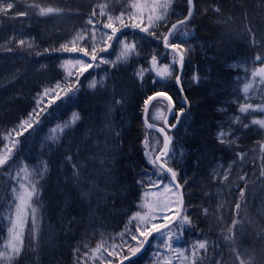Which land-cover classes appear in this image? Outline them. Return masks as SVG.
I'll return each instance as SVG.
<instances>
[{"label":"snow or ice","instance_id":"obj_1","mask_svg":"<svg viewBox=\"0 0 264 264\" xmlns=\"http://www.w3.org/2000/svg\"><path fill=\"white\" fill-rule=\"evenodd\" d=\"M15 24L0 76L34 87L0 89V264H264V0H0ZM237 41L197 120L194 57Z\"/></svg>","mask_w":264,"mask_h":264},{"label":"trees","instance_id":"obj_2","mask_svg":"<svg viewBox=\"0 0 264 264\" xmlns=\"http://www.w3.org/2000/svg\"><path fill=\"white\" fill-rule=\"evenodd\" d=\"M256 0H249V3H255ZM73 23H79V21H73ZM18 24H15L16 26ZM12 25H10L11 27ZM202 35H207L205 33H201ZM252 54L246 51L245 46L242 41H237L233 44V46L226 50L224 55L220 57L219 60L215 59L214 53L212 52H202L198 53L194 57L195 65L199 67L201 72L204 71H211L214 75L212 76V83L206 85L205 87L200 89L201 95H197L195 99L200 102V107L194 110V116L197 120L207 119L209 122L212 121L214 118L213 113V104L214 100L216 99L215 95L213 94L217 90L218 81L221 79V76L224 79L232 80L235 76L234 65L241 63V61ZM39 59V57L37 58ZM45 63L47 61H44ZM231 73V75H229ZM220 76V77H219ZM1 80V78H0ZM8 83L5 82L4 84ZM34 87V84L29 80L26 84L18 85L16 88H11L9 92L6 94V98L12 95L20 96L21 90L24 93H30L31 89ZM27 102V101H26ZM87 105V102H85ZM15 109H13L12 114L14 115ZM182 136H185L184 132H181ZM207 135V133H205ZM185 142L191 143L190 135L185 136ZM3 147V144L0 143V148ZM35 151V150H34ZM55 184L56 179L54 178L52 181L53 185V200L54 203H59V200H56L55 195ZM118 224V220L112 221V226L115 228ZM112 230V229H109ZM65 264H69V251L67 255H64L62 258Z\"/></svg>","mask_w":264,"mask_h":264},{"label":"rangeland","instance_id":"obj_3","mask_svg":"<svg viewBox=\"0 0 264 264\" xmlns=\"http://www.w3.org/2000/svg\"><path fill=\"white\" fill-rule=\"evenodd\" d=\"M19 27H20L19 24L16 25V26L12 25L11 27H10V25H8L7 27L0 29V42H3V41H2V37L5 36L7 33L12 32L13 28H19ZM236 66H237L238 74H239V75L241 76V78H242V77H243V66H242L240 63L237 64ZM6 77H7V74H5L4 76H0V78H1V82H7L8 79H7ZM235 77H236V76H235ZM235 77H234V78H235ZM234 78H233V79H234ZM17 86H18V85H17ZM17 86H16V87H17ZM16 87H14V88H16ZM239 87H240V89H241L240 95L243 96V93H242L243 83H240ZM7 92H9V91H7ZM1 113L3 114V112H1ZM56 200L58 201V200H59V197H56ZM0 215H2V213H0ZM225 215H227L226 212H225ZM5 235H6V233H0V246H2V244H3L4 240H5ZM60 243H61V245H62L63 242L61 241ZM58 250H59V251H58ZM58 250H57V251H58V257L56 256V258L61 259L64 255H67V254H68V249H67L66 247H64V246H60V247L58 248ZM55 252H56V250H55ZM52 253H53V252H50V251H48V250H45L44 255L47 256V255H50V254H52ZM61 253H62V255H61Z\"/></svg>","mask_w":264,"mask_h":264},{"label":"bare ground","instance_id":"obj_4","mask_svg":"<svg viewBox=\"0 0 264 264\" xmlns=\"http://www.w3.org/2000/svg\"><path fill=\"white\" fill-rule=\"evenodd\" d=\"M220 77V76H219ZM223 77L221 76V79H222ZM224 79V78H223ZM1 115V114H0ZM63 242V241H62ZM62 245H63V243H62ZM59 248V247H58ZM58 248H56V252L55 253H52V254H50V255H47V256H45L44 255V257H45V260L48 262V264H51V261L54 259V258H56V256L58 257ZM58 250V251H57Z\"/></svg>","mask_w":264,"mask_h":264}]
</instances>
